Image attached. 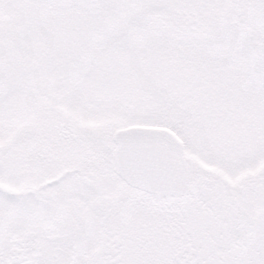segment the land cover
Listing matches in <instances>:
<instances>
[{
    "label": "snow or ice",
    "instance_id": "obj_1",
    "mask_svg": "<svg viewBox=\"0 0 264 264\" xmlns=\"http://www.w3.org/2000/svg\"><path fill=\"white\" fill-rule=\"evenodd\" d=\"M0 264H264V0H0Z\"/></svg>",
    "mask_w": 264,
    "mask_h": 264
}]
</instances>
